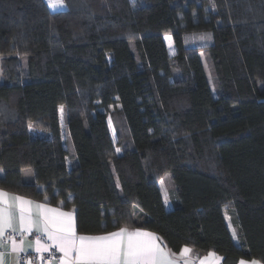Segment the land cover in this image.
<instances>
[{
  "label": "trees",
  "instance_id": "1",
  "mask_svg": "<svg viewBox=\"0 0 264 264\" xmlns=\"http://www.w3.org/2000/svg\"><path fill=\"white\" fill-rule=\"evenodd\" d=\"M64 1L0 0V188L264 264V0Z\"/></svg>",
  "mask_w": 264,
  "mask_h": 264
},
{
  "label": "snow or ice",
  "instance_id": "2",
  "mask_svg": "<svg viewBox=\"0 0 264 264\" xmlns=\"http://www.w3.org/2000/svg\"><path fill=\"white\" fill-rule=\"evenodd\" d=\"M47 2L49 7L53 3L64 5V0ZM60 111L63 114V106ZM109 124L111 126V120ZM47 199L45 197V202L39 203L0 189V264H21V252L33 249L43 253L50 247H54L62 256L58 260L53 257L49 264H53V261L55 264H177L176 254L158 243L161 237L157 234L141 228L131 230L125 226L105 235H80L76 228L75 210L64 211L63 202L60 207H51ZM33 233L37 234L35 239L28 240ZM42 237L51 243L42 241ZM191 252L187 245L181 248L180 257H188L183 264H191ZM214 255L209 253V256ZM40 259H44L42 255ZM25 264L33 262L28 259ZM239 264L259 262L241 260Z\"/></svg>",
  "mask_w": 264,
  "mask_h": 264
},
{
  "label": "rangeland",
  "instance_id": "3",
  "mask_svg": "<svg viewBox=\"0 0 264 264\" xmlns=\"http://www.w3.org/2000/svg\"><path fill=\"white\" fill-rule=\"evenodd\" d=\"M47 2V0H46ZM48 3V2H47ZM52 11H64L66 10L67 6L66 3L64 1V5L60 6L57 5L56 3H53V5L51 7H49ZM166 37H170V39H166ZM203 37V38H202ZM208 37L203 35L200 38H198L197 40H192L191 43H196V42H200L202 44H205L208 41ZM165 40L169 49V52L174 55L176 53V48L174 45V41L172 39V37L170 35H166L165 36ZM202 58L204 60V65L206 67V72H207V76L209 79V83L213 89V92L216 93V89H215V79H214V72H213V68L212 65L210 63L209 60H207V57L202 53ZM114 111V108L111 109V112ZM109 121L111 120V126L109 124V128H110V133L112 136L113 141H117V136H118V130L122 133H125V127L122 124L121 120L119 119L118 123L120 124V127H118V123L116 122V119H114L113 117L110 116V118L108 119ZM23 179L26 182H33L34 181V177H33V173L31 170L27 169L23 171ZM160 184L162 186V190L163 193L165 195L166 201L169 203L171 202L172 196L170 194L171 189H173L174 187V183H173V178H172V174L171 173H166L162 180L160 181Z\"/></svg>",
  "mask_w": 264,
  "mask_h": 264
},
{
  "label": "crops",
  "instance_id": "4",
  "mask_svg": "<svg viewBox=\"0 0 264 264\" xmlns=\"http://www.w3.org/2000/svg\"><path fill=\"white\" fill-rule=\"evenodd\" d=\"M0 189H2V188H0ZM2 190H4V189H2ZM4 191H6V192H8V193H11V194H15V195H19V196H22V197H25L26 199H29V200H32V201H35V202H39V203H44L45 202V200H36V199H31V198H28V197H26V196H23V195H20V194H16V193H13V192H10V191H7V190H4ZM164 200H165V204H166V207L169 209V208H172V202H167L166 201V198H165V195H164ZM47 203L51 206V207H60L61 206V204H58V205H54V204H51L48 200H47ZM63 210L64 211H72L73 210V208L72 209H65L64 207H63ZM75 210V209H74ZM75 221H76V228H77V218H76V212H75ZM129 229H131V228H129ZM131 230H134V229H131ZM117 231V230H116ZM144 231H147V230H144ZM77 232H78V230H77ZM147 232H150V231H147ZM151 233H153V232H151ZM78 234H80V235H89V234H81V233H79L78 232ZM105 234H107V233H103V234H97V235H89V236H99V235H105ZM36 233H33L32 235H29L28 236V240H34L35 239V237H36ZM42 239V241H44V242H46V243H51V242H49V241H46V239L45 238H41ZM158 243H160L161 244V246L162 247H164L165 245H164V243L162 242V240H160V241H158ZM167 249H169L168 247H167ZM192 249V248H191ZM30 252H35L33 249H27L25 252H21V253H30ZM20 253V254H21ZM209 253H214V252H209ZM209 253L208 254H206V255H204V256H200L198 253H196V251H194L193 249H192V252L189 254V256L191 257V264H201V261H204V264H224V262H223V258L220 256V255H218V254H216V253H214L215 255L214 256H209ZM58 254H59V256H58V258L56 259V260H58L59 259V257L60 256H62V253H60L59 251H58ZM176 254V256H177V264H183V261H184V259H187L188 257H184V258H181L180 257V251L178 252V253H175ZM205 258H207V259H205ZM243 260V259H242ZM241 261V260H240ZM239 261V262H240ZM245 261H252V260H245ZM257 261V260H256ZM239 262L237 263V264H239ZM259 262V261H258ZM53 264H55V262H53ZM259 264H261L260 262H259Z\"/></svg>",
  "mask_w": 264,
  "mask_h": 264
},
{
  "label": "built area",
  "instance_id": "5",
  "mask_svg": "<svg viewBox=\"0 0 264 264\" xmlns=\"http://www.w3.org/2000/svg\"><path fill=\"white\" fill-rule=\"evenodd\" d=\"M19 240L20 237L17 236ZM43 256V260L40 259V256ZM59 254L58 251L54 247H50L47 252L37 253V252H30V253H21V264H25V261L31 259L33 264H49V261L52 260L54 257L55 260L58 258ZM54 262V261H53Z\"/></svg>",
  "mask_w": 264,
  "mask_h": 264
}]
</instances>
